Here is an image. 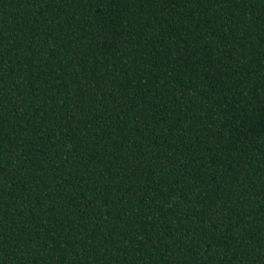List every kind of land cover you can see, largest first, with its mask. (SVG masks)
<instances>
[{
  "label": "trees",
  "instance_id": "1",
  "mask_svg": "<svg viewBox=\"0 0 264 264\" xmlns=\"http://www.w3.org/2000/svg\"><path fill=\"white\" fill-rule=\"evenodd\" d=\"M0 264H264V0H0Z\"/></svg>",
  "mask_w": 264,
  "mask_h": 264
}]
</instances>
